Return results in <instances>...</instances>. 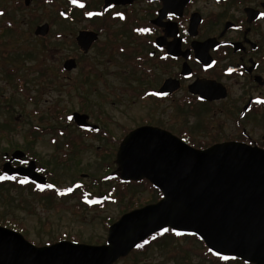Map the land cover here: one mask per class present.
<instances>
[{
  "label": "rangeland",
  "instance_id": "1",
  "mask_svg": "<svg viewBox=\"0 0 264 264\" xmlns=\"http://www.w3.org/2000/svg\"><path fill=\"white\" fill-rule=\"evenodd\" d=\"M4 3L8 1H0V9ZM61 5L62 2L40 10L30 8L27 17L35 14L37 19L28 18L27 23H21V12L14 13L19 22L15 29L0 17V159L13 150L27 151L38 161L37 166L46 167L45 173L51 174L49 181L58 191L40 192L30 185L2 184L0 220L16 225L35 246L61 240L99 245L106 242L108 227L133 209V202L156 201L159 194L138 183L119 190V194L114 188L117 195L104 208L89 206V197H83L85 187L95 195L115 187L94 185L107 169L113 168L115 157L102 151L101 148L112 149L104 140L80 136L65 117L73 112L86 114L93 124L108 126L110 133L121 138L124 130L140 125L142 120L150 118L159 123L166 114L175 116L177 109L144 103L128 94L126 90L133 91L135 84L127 61L101 55L97 46L84 56L74 38L85 18L75 11V25L63 22L57 12ZM40 22L52 25L49 36L43 39L33 36V26ZM57 34L66 36V41L57 40ZM74 56L79 57L76 70L63 76L59 73L63 59ZM88 64L103 76L84 84L81 78ZM61 132L77 135L73 152H65L62 144L66 140L58 139ZM81 175L87 177L82 179ZM154 237L116 264H241L220 261L192 236L163 233Z\"/></svg>",
  "mask_w": 264,
  "mask_h": 264
},
{
  "label": "flooded vegetation",
  "instance_id": "2",
  "mask_svg": "<svg viewBox=\"0 0 264 264\" xmlns=\"http://www.w3.org/2000/svg\"><path fill=\"white\" fill-rule=\"evenodd\" d=\"M6 1L7 5L4 3V8L0 9V17L6 18L14 29L19 23L14 13L21 12V23H27L28 18L37 19L35 14L27 17L34 6L35 10H40L62 2L57 11L59 18L70 25L77 23L74 15L75 11H80L85 23L74 38L78 50L87 56L97 46L101 55L127 61L132 66L130 77L135 84L133 91L126 90L128 94L144 103L177 109L175 116L166 114L159 123H153L150 118L142 120L140 125L124 130L121 138L110 133L108 126L93 124L86 114L79 113L96 129L79 127L72 117L76 112L65 117V122L77 129L80 136L104 140L112 149L101 148L102 151L106 155L113 153L115 157L113 168L107 169L104 177L94 184L115 187L101 195L92 194L85 187L83 197L93 201L89 206L104 208L119 190L126 188L120 178L116 155L124 138L142 127L164 131L197 150L237 143L264 152V0H77L76 4L72 0ZM89 12L94 15L88 16ZM43 25L48 27L46 37L49 36L51 22H40L33 26L35 38L43 39L34 34ZM81 32L97 35L86 53L77 43ZM56 37L57 40L66 39L63 34ZM101 38L103 42L100 43ZM63 60L60 74L65 76L76 70L79 57ZM68 60L75 62V68L70 71L64 69ZM83 70L81 81L84 84L91 83L93 77L103 76L90 64ZM76 137L59 133L58 139L66 140L62 144L66 153L74 151ZM15 151L5 153L0 159V176L4 175L2 168L6 163L13 168H26L34 162L36 172L46 180L44 191L58 192L55 183L49 181L51 174L45 173L46 167L37 166L38 161L27 151L19 150L22 158L13 159ZM15 177V180H6L22 181ZM80 177L83 179L87 175ZM29 185L35 188L30 183L23 186ZM119 197L122 198L116 196V199Z\"/></svg>",
  "mask_w": 264,
  "mask_h": 264
},
{
  "label": "water",
  "instance_id": "3",
  "mask_svg": "<svg viewBox=\"0 0 264 264\" xmlns=\"http://www.w3.org/2000/svg\"><path fill=\"white\" fill-rule=\"evenodd\" d=\"M46 25L35 30L45 37ZM97 35L81 32L86 53ZM75 68L68 60L64 69ZM79 127L93 128L74 113ZM15 151L13 159L22 158ZM120 178L146 180L161 194L155 203L122 215L109 226L105 244L60 241L36 247L20 233L0 226V264H115L147 238L167 228L195 235L214 256L264 264V152L237 143L197 150L156 128L130 132L116 155ZM2 172L43 185L32 162L26 168L3 165ZM224 259V258H223Z\"/></svg>",
  "mask_w": 264,
  "mask_h": 264
},
{
  "label": "trees",
  "instance_id": "4",
  "mask_svg": "<svg viewBox=\"0 0 264 264\" xmlns=\"http://www.w3.org/2000/svg\"><path fill=\"white\" fill-rule=\"evenodd\" d=\"M6 183H9L8 182V180H3L2 182H0V186L2 185V184H6ZM138 185V183H125V186H126V188L129 186V185ZM139 184H142V185H148L149 186V188H150V191H151V193H154L155 192V194L157 193V194H159L158 193V191L156 190V189H154L150 184H148L146 181H142V182H140ZM18 186H19V184H18ZM21 186V185H20ZM160 198V195H158V197L156 198V200H158ZM155 200L153 199V200H150V201H148V202H143V203H138V202H133V206H132V208L133 209H135V208H138V207H141V206H143V205H146L147 203H152V202H154ZM131 208V209H132ZM0 226H4V227H7V228H11L12 230H15V231H18V232H23L21 229H19L18 227H16V225H14V224H11V223H9V222H2L1 220H0ZM165 234V233H164ZM167 234H171V235H173L172 233H171V231H168L167 232ZM158 236H160V234H158ZM145 243H142V244H140V245H144ZM139 248H141V247H137L136 248V250L137 249H139ZM214 257V256H213ZM216 258V257H215ZM218 259V258H217Z\"/></svg>",
  "mask_w": 264,
  "mask_h": 264
},
{
  "label": "snow or ice",
  "instance_id": "5",
  "mask_svg": "<svg viewBox=\"0 0 264 264\" xmlns=\"http://www.w3.org/2000/svg\"><path fill=\"white\" fill-rule=\"evenodd\" d=\"M72 3L73 4H76L77 3V0H72ZM80 7H83V5L81 4L80 5ZM87 15L88 16H92V15H94V13H92V12H89V13H87ZM118 15H120L121 16V18H123V16L121 15V14H119L118 13ZM138 31H142V32H147L148 31V29H139ZM231 71V70H230ZM68 119L70 120L71 119V117H68ZM26 163V162H25ZM6 179H12V180H15L16 179V177L15 176H11V177H9V176H7V175H3V176H0V180H6ZM29 181L27 180V179H25V180H22V181H20V183H22V184H26V183H28ZM37 187H39L41 190H43V188L45 187V186H43V185H37ZM46 187H49V188H51V187H53L52 185H47ZM67 191H71V189H68ZM61 194H63V193H61ZM89 203H92L93 201H88ZM169 231V229H167V228H164V229H162V231H161V235L163 234V233H167ZM177 235H179L180 233H176ZM153 239H156V237H153ZM148 242L147 241H145V244H147ZM142 245H137V247H141ZM224 259H227V257H223Z\"/></svg>",
  "mask_w": 264,
  "mask_h": 264
}]
</instances>
